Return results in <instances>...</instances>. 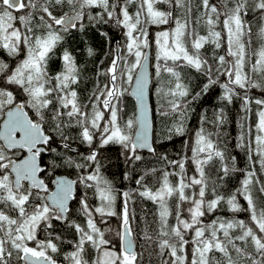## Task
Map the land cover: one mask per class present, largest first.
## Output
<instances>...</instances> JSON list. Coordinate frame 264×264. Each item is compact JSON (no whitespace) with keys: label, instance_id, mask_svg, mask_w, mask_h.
Instances as JSON below:
<instances>
[{"label":"snow or ice","instance_id":"6c2138e0","mask_svg":"<svg viewBox=\"0 0 264 264\" xmlns=\"http://www.w3.org/2000/svg\"><path fill=\"white\" fill-rule=\"evenodd\" d=\"M249 13L261 21L256 47ZM88 29L108 51L83 101L86 66L67 48L59 71L50 61L72 30ZM206 45L211 57L202 51ZM153 48L154 86L168 103L162 114H173L166 138L186 135L191 90L181 70H194L207 82L192 100L219 85L222 102L240 101L236 146L245 152V168L219 145L224 108L211 121L201 116L178 158L157 152L148 104ZM85 53L95 58L98 50L86 41ZM253 89L264 93V0H0V264H264V97L254 99ZM127 94L137 111L125 119ZM209 123L216 132L204 127ZM72 130L88 146L79 159L58 151H73ZM97 144L119 145L132 171L146 163L141 149L164 167L145 168L135 189L117 192L101 173ZM62 167L74 168L77 178L56 175ZM236 172L243 173L239 185L224 190ZM124 178L131 180V172ZM134 195L155 206L142 226H134ZM221 209L231 218L215 215Z\"/></svg>","mask_w":264,"mask_h":264},{"label":"trees","instance_id":"16d2710c","mask_svg":"<svg viewBox=\"0 0 264 264\" xmlns=\"http://www.w3.org/2000/svg\"><path fill=\"white\" fill-rule=\"evenodd\" d=\"M67 10L66 8L64 9ZM248 21L251 22V26L253 29V47L258 46V41L255 39V34L258 32L261 21L258 20L256 16L252 13H249L246 17ZM103 31H108L110 35H115L116 32L114 29H110L109 27H105L102 29ZM201 34H206L205 29H200ZM86 41L88 44L93 46L98 50V55L95 58H89L86 56L85 48ZM67 48L72 52L74 56L77 57L78 62L81 65L86 66L85 72V82L79 88V92L81 94L82 100L87 101L89 90L93 87V76L95 73V64H97L108 51V45L105 43L104 39L94 30L88 29L86 33L81 34L76 30H72L70 35H67L65 40L61 42V44L55 50V57L50 61V69L53 73L56 72L57 67H61V61L59 59L62 51ZM226 49V45L216 50L217 55L224 54ZM206 55L211 57L212 55V47L210 45H206L202 50ZM155 51L152 49V65L155 63L154 60ZM185 79V83L189 84L191 95L188 97V100L191 101L188 108V116L189 119L186 120L187 132L183 137H173L171 141H169L167 137V129L171 126L173 121V114L169 113L168 115H164L163 110L168 108L167 99L163 96L162 93H157L154 77V68H152V85H151V98H152V106H153V118H154V140L157 152L161 155L167 154L169 158H178L177 154L186 151L184 144L186 141H193L195 138V131L201 127V116H206L209 121L214 118V115L217 110L220 108H224L227 114V122L223 125V127L219 130V145L225 150L226 156H235L236 157V166L238 168H245L248 161L245 156V152L243 149L238 148L236 146L237 134L239 131L238 118L241 115L240 112V101L236 100L233 104L228 105L226 102H222L219 97L222 95L223 90L219 87V85L213 86L207 93H202L195 100H192V96H194L197 92H201L203 85L207 82L206 78L202 75L196 73L191 69H182L181 70ZM167 79V77H165ZM226 77L220 76V83L225 82ZM249 95L253 96V98H262L264 97V93L261 92L260 89H253L249 92ZM255 105H252L253 113L251 122L254 124L256 122L255 116ZM135 112V103L134 99L130 94L126 95L125 98V108H124V118H130L133 116ZM204 127L210 132H216L217 130L209 123L205 124ZM73 151L68 152L62 148H59L58 151L63 152L64 155L72 156L76 159H79L78 153L87 154L88 146L82 144L78 139L77 130H72L70 133ZM213 139H216L214 136ZM59 142V141H58ZM77 147V150L74 147ZM96 150L98 152V159L101 164V173L112 182L113 186L117 190V192L129 191L131 189H135L137 185L135 184V179L139 177V175L143 174L145 168H163L164 162L159 161L156 157H154L151 153L144 150H139V153L146 163L136 162L135 170L132 171L131 166L125 163L124 156L122 154V149L119 145H108L100 148L99 145H96ZM190 155V153H188ZM218 163L216 167H218ZM126 171H130L132 175L131 180L124 179V174ZM56 174H68L72 178H77V173L74 168H58L56 169ZM213 178L216 177L215 168L212 169L211 172ZM159 175V173H157ZM243 177V173L236 172L231 174L229 177L225 178L223 184L225 186L226 191L230 192L234 190L238 185L240 180ZM264 178V177H262ZM147 183L151 186L154 184V178L148 177L146 180ZM90 192V191H89ZM92 193H89V197ZM135 203L131 204L130 207L135 209L136 213V221L135 225L142 226V218L145 214L148 215L149 219H152V213L155 212V206L151 201H141L140 198L134 195ZM91 203L95 204L97 202H92V198H90ZM77 202H72L73 211L75 213V204ZM174 203V201H173ZM241 203H245L241 199ZM121 199L117 200V211H120ZM246 206V205H245ZM215 215L223 216L225 218H231L232 213L228 212L226 209L219 210ZM238 219H247L246 213L236 214ZM118 217H112V228L118 229L119 220ZM214 216H209L207 219H213ZM67 238L72 239L73 234L67 233ZM64 249L63 251H66ZM62 260V256L60 257ZM155 264V261H153Z\"/></svg>","mask_w":264,"mask_h":264},{"label":"water","instance_id":"95a60500","mask_svg":"<svg viewBox=\"0 0 264 264\" xmlns=\"http://www.w3.org/2000/svg\"><path fill=\"white\" fill-rule=\"evenodd\" d=\"M149 61H150V67H149V74H150V84H149V87L151 89V85H152V61H151V54H152V49H149ZM129 92H131V88H129ZM132 96V95H131ZM133 99H134V103H135V112L137 111V101H136V98L134 96H132ZM148 104H149V117H150V120L152 121V126H153V138H154V118H153V106H152V98H151V93H150V96H149V99H148ZM141 150H144V151H147L146 149H141ZM57 175H64V176H67L69 179H73L71 178L69 175L67 174H57Z\"/></svg>","mask_w":264,"mask_h":264},{"label":"flooded vegetation","instance_id":"af4514ba","mask_svg":"<svg viewBox=\"0 0 264 264\" xmlns=\"http://www.w3.org/2000/svg\"><path fill=\"white\" fill-rule=\"evenodd\" d=\"M60 68H61V67H57L56 72L59 71ZM74 149L77 150L76 147H74ZM80 191L83 192L82 187L80 188ZM90 198H92V195H90ZM92 202L95 203V202H97V201H96L94 198H92ZM78 207H79V205H78V202H77V203L75 204V209L78 208ZM115 220H119V219L115 218ZM110 226L112 227V218H111V224H110ZM118 227H119V225H118Z\"/></svg>","mask_w":264,"mask_h":264},{"label":"bare ground","instance_id":"6f19581e","mask_svg":"<svg viewBox=\"0 0 264 264\" xmlns=\"http://www.w3.org/2000/svg\"><path fill=\"white\" fill-rule=\"evenodd\" d=\"M152 68H153V67H152ZM154 128H155V127H154ZM154 131H155V130H154ZM75 147H76V146H75ZM76 149H77V147H76ZM76 173H77V171H76ZM55 174H56V173H55ZM124 179H125V178H124ZM126 180H127V179H126ZM90 192H91V191H90ZM90 192H89V193H90Z\"/></svg>","mask_w":264,"mask_h":264}]
</instances>
